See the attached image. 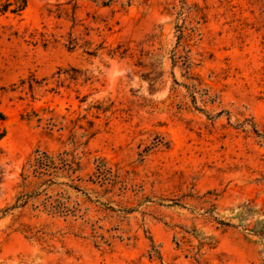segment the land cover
I'll list each match as a JSON object with an SVG mask.
<instances>
[{"label":"rangeland","instance_id":"374dc122","mask_svg":"<svg viewBox=\"0 0 264 264\" xmlns=\"http://www.w3.org/2000/svg\"><path fill=\"white\" fill-rule=\"evenodd\" d=\"M26 1L0 14V264H264V0ZM35 150L81 170L23 180Z\"/></svg>","mask_w":264,"mask_h":264},{"label":"trees","instance_id":"16d2710c","mask_svg":"<svg viewBox=\"0 0 264 264\" xmlns=\"http://www.w3.org/2000/svg\"><path fill=\"white\" fill-rule=\"evenodd\" d=\"M111 0L103 1V5H107ZM27 5L26 0H0V14H14L19 15ZM26 173L22 174L23 180L28 177V174H31L37 180H40L39 186L42 185H52L53 178L65 177L71 178L75 173L81 170V164L79 159L72 153L63 151L57 155L50 154L46 151L35 150L33 154L27 159L26 163ZM79 180V179H78ZM70 181H73L72 179ZM70 188L80 191L77 186L72 184L69 185ZM27 195L18 197L15 204L9 208H18L25 205ZM50 210L55 211L56 213H65V206L57 202L54 205L50 204ZM257 235L262 236L264 232H256Z\"/></svg>","mask_w":264,"mask_h":264}]
</instances>
